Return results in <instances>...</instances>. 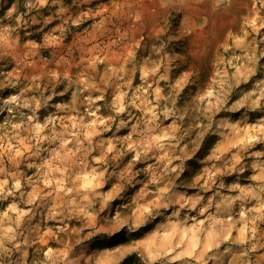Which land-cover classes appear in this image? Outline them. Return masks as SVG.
<instances>
[{"label": "rangeland", "instance_id": "374dc122", "mask_svg": "<svg viewBox=\"0 0 264 264\" xmlns=\"http://www.w3.org/2000/svg\"><path fill=\"white\" fill-rule=\"evenodd\" d=\"M132 254L264 264V0H0V264Z\"/></svg>", "mask_w": 264, "mask_h": 264}, {"label": "trees", "instance_id": "16d2710c", "mask_svg": "<svg viewBox=\"0 0 264 264\" xmlns=\"http://www.w3.org/2000/svg\"><path fill=\"white\" fill-rule=\"evenodd\" d=\"M121 264H144L137 254L128 256Z\"/></svg>", "mask_w": 264, "mask_h": 264}, {"label": "crops", "instance_id": "0c3cea01", "mask_svg": "<svg viewBox=\"0 0 264 264\" xmlns=\"http://www.w3.org/2000/svg\"><path fill=\"white\" fill-rule=\"evenodd\" d=\"M99 22H101V21H99Z\"/></svg>", "mask_w": 264, "mask_h": 264}]
</instances>
